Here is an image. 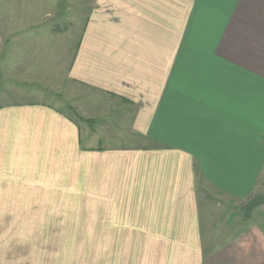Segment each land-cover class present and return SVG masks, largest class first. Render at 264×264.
Segmentation results:
<instances>
[{
	"label": "crops",
	"instance_id": "crops-1",
	"mask_svg": "<svg viewBox=\"0 0 264 264\" xmlns=\"http://www.w3.org/2000/svg\"><path fill=\"white\" fill-rule=\"evenodd\" d=\"M69 9L83 125L44 100L0 105V264H264V202L240 215L264 199V0ZM6 38L11 92L39 74L8 73Z\"/></svg>",
	"mask_w": 264,
	"mask_h": 264
},
{
	"label": "rangeland",
	"instance_id": "rangeland-1",
	"mask_svg": "<svg viewBox=\"0 0 264 264\" xmlns=\"http://www.w3.org/2000/svg\"><path fill=\"white\" fill-rule=\"evenodd\" d=\"M58 1L60 5L57 10H51L47 7V0L46 4L43 0H0V38L7 39L6 37L12 36L14 42H19V46L13 48L11 63L9 56L8 73L12 72L11 69L14 73L17 69L16 72H20L23 67L22 71L39 74L36 83L13 81V86L7 89L11 92L0 89V105L16 101L44 100L60 107L72 120L83 125L65 92L66 72L70 62L68 45L69 41L78 43L83 16L72 15L75 9H69L70 0ZM79 10L76 9L78 12ZM57 85L60 86L57 88ZM83 142L85 143L84 140ZM211 196L217 198L212 192ZM260 214V208L253 213L258 222ZM240 215L245 218L244 212H240Z\"/></svg>",
	"mask_w": 264,
	"mask_h": 264
},
{
	"label": "water",
	"instance_id": "water-1",
	"mask_svg": "<svg viewBox=\"0 0 264 264\" xmlns=\"http://www.w3.org/2000/svg\"><path fill=\"white\" fill-rule=\"evenodd\" d=\"M264 199L262 196L258 195L253 200H251L245 207H244V217L245 219H249L252 215V210L262 204Z\"/></svg>",
	"mask_w": 264,
	"mask_h": 264
}]
</instances>
